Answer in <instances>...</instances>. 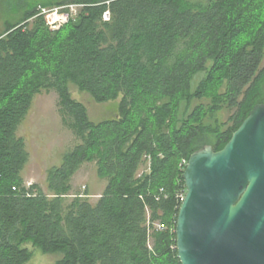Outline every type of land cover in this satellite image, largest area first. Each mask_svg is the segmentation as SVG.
I'll use <instances>...</instances> for the list:
<instances>
[{"label":"trees","instance_id":"trees-1","mask_svg":"<svg viewBox=\"0 0 264 264\" xmlns=\"http://www.w3.org/2000/svg\"><path fill=\"white\" fill-rule=\"evenodd\" d=\"M0 1V264H26L34 248L62 255L55 264H182L191 155L222 150L264 103V0ZM69 5L76 17L51 30L40 9ZM70 84L99 104L119 99L116 116L94 123ZM52 91L81 142L47 171L45 193L22 176L18 132ZM85 163L107 179L96 202L69 200Z\"/></svg>","mask_w":264,"mask_h":264},{"label":"water","instance_id":"water-1","mask_svg":"<svg viewBox=\"0 0 264 264\" xmlns=\"http://www.w3.org/2000/svg\"><path fill=\"white\" fill-rule=\"evenodd\" d=\"M176 225L182 264H264V103L219 151L194 152Z\"/></svg>","mask_w":264,"mask_h":264},{"label":"rangeland","instance_id":"rangeland-1","mask_svg":"<svg viewBox=\"0 0 264 264\" xmlns=\"http://www.w3.org/2000/svg\"><path fill=\"white\" fill-rule=\"evenodd\" d=\"M72 7L79 12V7ZM55 9V8H54ZM0 1V33L4 30V22L8 18ZM203 74H200L201 77ZM72 97L88 108L89 117L98 123L116 116L120 100L104 104L96 103L92 97L81 92L77 86L70 84ZM224 121L227 115H222ZM18 134L25 138L30 153L29 163L22 172L26 185H37L47 192V171L51 167L60 166L63 155L74 149L81 141L75 132L63 122L59 97L55 91L42 93L37 96L29 115L21 124ZM149 169V163L143 164L140 173ZM107 185V179L97 175L95 163H85L72 180L70 199L75 196L84 197L89 194V200L96 202ZM28 187V185H27ZM30 187V186H29ZM152 247V246H150ZM31 248V247H30ZM34 256L26 264H55L62 259V255L44 253L39 248L32 249Z\"/></svg>","mask_w":264,"mask_h":264},{"label":"built area","instance_id":"built-area-1","mask_svg":"<svg viewBox=\"0 0 264 264\" xmlns=\"http://www.w3.org/2000/svg\"><path fill=\"white\" fill-rule=\"evenodd\" d=\"M72 7H75V6L69 5V6L59 7L55 9L42 8L40 9L41 10L40 14L45 18L46 23L51 30H58L64 24L68 23L70 19L76 17L78 12L77 11L75 12L73 9L71 10ZM105 19H108L107 14L105 15ZM27 185L28 187L31 186L30 183H28ZM179 197H181L183 201L185 194L181 193ZM154 226L158 230H164L166 228L164 224H160V223L154 224Z\"/></svg>","mask_w":264,"mask_h":264}]
</instances>
